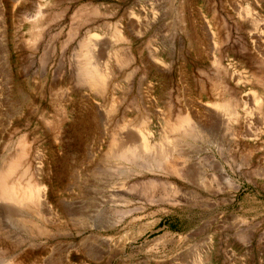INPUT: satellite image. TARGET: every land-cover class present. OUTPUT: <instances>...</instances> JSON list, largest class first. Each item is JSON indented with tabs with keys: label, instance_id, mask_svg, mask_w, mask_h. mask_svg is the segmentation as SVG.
Returning a JSON list of instances; mask_svg holds the SVG:
<instances>
[{
	"label": "rangeland",
	"instance_id": "obj_1",
	"mask_svg": "<svg viewBox=\"0 0 264 264\" xmlns=\"http://www.w3.org/2000/svg\"><path fill=\"white\" fill-rule=\"evenodd\" d=\"M17 263L264 264V0H0Z\"/></svg>",
	"mask_w": 264,
	"mask_h": 264
},
{
	"label": "bare ground",
	"instance_id": "obj_2",
	"mask_svg": "<svg viewBox=\"0 0 264 264\" xmlns=\"http://www.w3.org/2000/svg\"><path fill=\"white\" fill-rule=\"evenodd\" d=\"M225 107V106H224ZM119 146V145H118ZM144 146L148 147V141L146 139V137L144 138ZM120 148V146H119ZM127 151V150H126ZM125 151V152H126ZM129 151V150H128ZM170 154V153H169ZM162 156V155H161ZM165 156V155H164ZM174 165V164H173ZM2 188L3 191L2 193H4V195H10V196H16L20 199H26L28 194L30 193V189H25V193H20L21 191H19L14 183V181H9L6 179V181H2ZM40 189V188H39ZM41 191V190H40ZM39 191V193H40ZM43 197V196H42ZM17 264H21V263H17Z\"/></svg>",
	"mask_w": 264,
	"mask_h": 264
}]
</instances>
